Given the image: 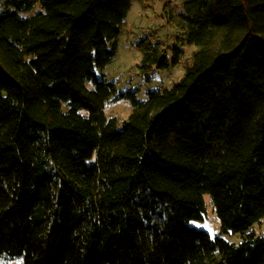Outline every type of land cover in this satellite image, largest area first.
I'll use <instances>...</instances> for the list:
<instances>
[{
	"label": "trees",
	"instance_id": "trees-1",
	"mask_svg": "<svg viewBox=\"0 0 264 264\" xmlns=\"http://www.w3.org/2000/svg\"><path fill=\"white\" fill-rule=\"evenodd\" d=\"M132 1L0 0V255L264 264L253 231L264 221V0H184L172 47L135 44L147 78L197 47L182 78L145 100L97 74ZM122 98L132 111L119 124L103 106ZM206 195L241 242L190 224Z\"/></svg>",
	"mask_w": 264,
	"mask_h": 264
},
{
	"label": "rangeland",
	"instance_id": "rangeland-1",
	"mask_svg": "<svg viewBox=\"0 0 264 264\" xmlns=\"http://www.w3.org/2000/svg\"><path fill=\"white\" fill-rule=\"evenodd\" d=\"M184 0H153L152 8H146L141 1L133 0L132 7L125 19L122 33L118 39L116 58L104 68L97 70L98 77L103 75L112 81L117 92L136 90L139 100H145L148 93L153 90H164L177 83L185 72V66L190 60L195 45H186V53L180 63L167 69L160 70L151 78L137 75V68L142 55L135 48L138 40L146 35L154 42H161L165 48L172 47L175 39L182 32V19L180 14L185 12ZM188 27V25H186ZM107 118L115 117L119 124L128 119L132 106L127 99L107 101L103 106ZM206 214L203 220H193L190 224L198 229L207 231L211 237L221 236L227 241L241 242L240 234H224L221 232L220 221L213 209L211 198L205 196ZM256 234L264 233V221L255 225ZM0 264H23L21 257H8L0 255Z\"/></svg>",
	"mask_w": 264,
	"mask_h": 264
}]
</instances>
